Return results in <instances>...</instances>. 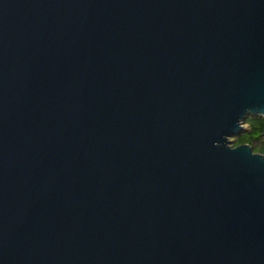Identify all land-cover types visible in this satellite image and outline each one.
<instances>
[{"label": "water", "instance_id": "1", "mask_svg": "<svg viewBox=\"0 0 264 264\" xmlns=\"http://www.w3.org/2000/svg\"><path fill=\"white\" fill-rule=\"evenodd\" d=\"M264 0H0V264H264Z\"/></svg>", "mask_w": 264, "mask_h": 264}, {"label": "clouds", "instance_id": "2", "mask_svg": "<svg viewBox=\"0 0 264 264\" xmlns=\"http://www.w3.org/2000/svg\"><path fill=\"white\" fill-rule=\"evenodd\" d=\"M240 129V135H224L223 144L214 142V148H225L230 152H236L241 148L250 149L251 157L264 160V112L253 113L247 110L241 118L236 121Z\"/></svg>", "mask_w": 264, "mask_h": 264}, {"label": "trees", "instance_id": "3", "mask_svg": "<svg viewBox=\"0 0 264 264\" xmlns=\"http://www.w3.org/2000/svg\"><path fill=\"white\" fill-rule=\"evenodd\" d=\"M261 130H262V132H264V126H262V129Z\"/></svg>", "mask_w": 264, "mask_h": 264}]
</instances>
